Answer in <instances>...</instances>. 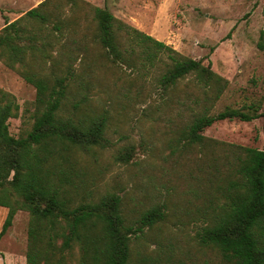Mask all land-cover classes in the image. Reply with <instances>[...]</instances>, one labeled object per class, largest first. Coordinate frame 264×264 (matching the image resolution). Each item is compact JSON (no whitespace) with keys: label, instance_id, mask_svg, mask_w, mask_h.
Instances as JSON below:
<instances>
[{"label":"trees","instance_id":"16d2710c","mask_svg":"<svg viewBox=\"0 0 264 264\" xmlns=\"http://www.w3.org/2000/svg\"><path fill=\"white\" fill-rule=\"evenodd\" d=\"M257 47L264 50V29ZM0 61L35 88L32 125L18 136L8 123L18 103L0 88V207L8 208L0 238L18 210L28 212L25 264H264V149L203 134L217 121L259 117L264 130V108L251 102L212 112L228 80L210 60L179 54L107 7L43 0L5 20ZM101 63L135 84L153 76L158 105L193 103L190 117L168 116L165 150L145 147L141 167L155 173L167 163L181 183L146 208L133 209L127 192H100L89 172L115 145L109 108L120 101ZM141 90L136 100L150 97ZM136 157L133 144L113 153L122 164L138 165Z\"/></svg>","mask_w":264,"mask_h":264},{"label":"rangeland","instance_id":"374dc122","mask_svg":"<svg viewBox=\"0 0 264 264\" xmlns=\"http://www.w3.org/2000/svg\"><path fill=\"white\" fill-rule=\"evenodd\" d=\"M41 1L0 0V29L5 20L17 19ZM84 1L107 7L116 18L165 42L183 56L202 59L204 63L210 60L212 69L228 80L212 112L226 105L238 107L251 102H260L264 108V50L257 47L264 29V0ZM101 65L100 73L105 75L107 86L119 89L120 101L109 108L112 119L108 136L115 145L95 157L89 172L100 192H127L125 196L133 209L146 208L161 202L174 189L179 190L181 183L176 174L168 173L164 166L167 163H162L164 170L155 173L141 167L146 158L145 147L149 149L155 145L156 150H165L162 143L168 138L165 134L168 116L190 117L193 103L185 106L181 101L185 98L180 97V102L158 105L160 90L153 76L144 77L135 84L126 71L108 63ZM139 87L144 89L140 92L150 93V97L138 93L136 100ZM0 88L14 95L19 106L18 115L8 120L10 133L14 136L25 134L33 122L34 86L0 61ZM141 99L146 101L139 102ZM194 107L193 110H197ZM203 134L228 143L264 149L263 117L251 121H217L205 128ZM129 144L136 147L138 165L122 164L113 159L116 148ZM175 169L186 171L187 167L176 165ZM7 211L8 208L0 207V229ZM28 219L25 210H18L14 215L11 226L0 238V264H25Z\"/></svg>","mask_w":264,"mask_h":264}]
</instances>
